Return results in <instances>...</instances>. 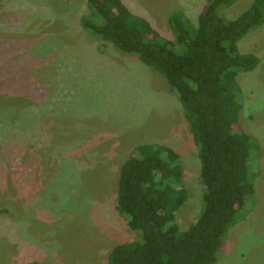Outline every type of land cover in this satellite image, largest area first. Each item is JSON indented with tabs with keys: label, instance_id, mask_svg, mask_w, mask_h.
Here are the masks:
<instances>
[{
	"label": "rangeland",
	"instance_id": "obj_1",
	"mask_svg": "<svg viewBox=\"0 0 264 264\" xmlns=\"http://www.w3.org/2000/svg\"><path fill=\"white\" fill-rule=\"evenodd\" d=\"M122 1L151 22L150 34L174 42L170 15L186 11L195 22L208 0ZM252 2L236 0L221 14L233 23ZM89 14L88 0L0 1V104L10 108L16 97L21 111L15 132L0 125V264H107L115 246L140 241L117 198L141 144L181 157L180 230L203 212L199 150L180 99L157 69L88 33L81 20ZM238 47L260 60L237 77V130L258 145L249 161L255 181L215 264H264V26Z\"/></svg>",
	"mask_w": 264,
	"mask_h": 264
},
{
	"label": "trees",
	"instance_id": "obj_2",
	"mask_svg": "<svg viewBox=\"0 0 264 264\" xmlns=\"http://www.w3.org/2000/svg\"><path fill=\"white\" fill-rule=\"evenodd\" d=\"M235 2L208 0L195 22L187 13H172L173 42L157 30L150 34L151 22L122 0H88L90 14L82 18V27L157 69L180 99L199 150L206 188L202 214L181 231L176 213L188 200L181 157L164 144L138 145L132 163L120 173L117 211L141 240L115 246L107 264H215L247 198L253 196L246 190L254 186L249 161L258 145L237 130L242 93L237 77L256 70L260 60L242 54L238 43L264 26V0H253L232 23L221 10ZM10 99V108L0 104V125L6 123L15 132L13 121L21 111L16 97Z\"/></svg>",
	"mask_w": 264,
	"mask_h": 264
},
{
	"label": "crops",
	"instance_id": "obj_3",
	"mask_svg": "<svg viewBox=\"0 0 264 264\" xmlns=\"http://www.w3.org/2000/svg\"><path fill=\"white\" fill-rule=\"evenodd\" d=\"M206 3H207V2H206ZM205 6H206V5H205ZM205 6H204V7H205ZM204 7H203V9H204ZM200 12H201V11H200ZM185 13H186V11H185ZM188 15H189V14H188Z\"/></svg>",
	"mask_w": 264,
	"mask_h": 264
}]
</instances>
